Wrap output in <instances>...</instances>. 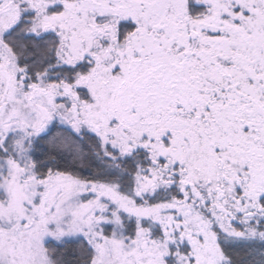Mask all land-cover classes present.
Listing matches in <instances>:
<instances>
[{
    "label": "snow or ice",
    "instance_id": "obj_1",
    "mask_svg": "<svg viewBox=\"0 0 264 264\" xmlns=\"http://www.w3.org/2000/svg\"><path fill=\"white\" fill-rule=\"evenodd\" d=\"M0 264H264V0H0Z\"/></svg>",
    "mask_w": 264,
    "mask_h": 264
}]
</instances>
